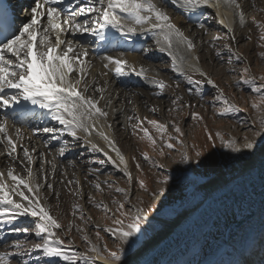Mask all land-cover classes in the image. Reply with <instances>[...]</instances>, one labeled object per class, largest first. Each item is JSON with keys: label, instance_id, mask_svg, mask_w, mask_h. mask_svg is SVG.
I'll return each instance as SVG.
<instances>
[{"label": "snow or ice", "instance_id": "snow-or-ice-1", "mask_svg": "<svg viewBox=\"0 0 264 264\" xmlns=\"http://www.w3.org/2000/svg\"><path fill=\"white\" fill-rule=\"evenodd\" d=\"M222 6L227 9L226 13H221ZM182 7L188 10L199 7L215 9L217 22L227 30L225 35L232 40L235 39V35L232 26L233 20L228 19L229 14L233 18H238L241 25L245 23V13L240 0H183ZM261 11L264 12V8ZM25 17V22L19 26L14 21L0 23V109L11 108L14 117L18 113L22 117L28 112L34 113L36 108L45 110L60 127L36 128L34 132L47 134L46 146L51 141H59L61 143L58 151L60 156L65 154L70 143L75 146L83 140L84 144L90 147L93 152H103L108 158V162L123 171L129 185L133 181L126 158L120 152L115 140L104 131L105 128L112 127L110 123H107L109 111L105 110L112 104L111 96L106 97L105 95L107 82L105 85H100L94 77L91 79V83L89 82L92 67L91 62L87 59L89 49L77 40L68 39L70 35L89 34L99 41L111 44L112 38L107 34L109 29L119 32L124 37L152 32L158 50L166 52L171 58L173 70L179 75L185 76L190 85H196L195 88H188L189 94L195 93L203 96L204 92L201 86L207 83L215 90L212 100L213 107H216L217 104L220 105L216 110L217 115L225 117L242 111L236 103L231 102L225 96L224 90L195 64L190 67L199 72L206 80L193 81L191 76L186 75L184 70L186 56L178 54L180 46L183 45L186 53H194L196 45L193 39L185 35L184 31L173 22L168 12L155 0H76L75 4L72 0H30ZM253 19L259 29V41L264 42V22ZM198 26L207 32L208 29L203 23ZM224 38L220 35L214 36L210 43L215 47V41ZM247 39H251V37L249 36ZM261 46H264V43H261ZM224 48L228 49L230 53V61L233 58L236 62H241L244 59L243 55L235 51L230 44L226 43ZM143 51L147 53L150 49L145 48ZM217 55H221L219 50ZM259 55L264 58V52ZM103 59L106 61L103 67L111 71L115 77L122 78L131 75L142 77L150 80L151 85L156 89V95H164V90L167 87L166 81L148 77V70L143 65L137 68L124 55H107ZM192 59L198 61L199 57L193 55ZM240 71L241 75L237 83L246 85L250 92L258 97L251 103L256 112V118L251 121L247 118L241 121L246 127L249 124L258 125V128L253 131V138L250 139L248 135H244L241 143L235 136L225 139L224 133L219 130L215 132L214 136L207 125H204L203 129L206 133V140L212 142L211 146H215V139L218 138L223 147L237 153L254 149L257 144L256 138L264 137V82H258L257 78L251 76L247 66ZM102 74L107 76L108 72ZM259 81H264V75L259 77ZM176 86L179 87V84ZM11 89L16 91L9 92L8 90ZM89 89L92 90V95L89 94ZM97 93L99 94L98 98L95 95ZM182 99L177 96L172 104L176 108H181L184 105L179 104L178 101ZM102 100L105 101L104 107L100 106ZM113 111L118 110L113 109ZM150 111L155 113L158 109L153 106ZM191 117L196 121L204 119L198 112H192ZM133 119L138 121L133 125L134 134H136L135 130L139 129L143 133L140 138L146 139L154 150L158 147V137L160 156L165 155L164 147L175 149V144L171 141L175 140L181 145L184 144L181 137L185 133L175 120L170 122L175 133L173 136L168 132L169 123H162L155 119L148 120L147 117L141 118L138 115L128 117L129 121ZM145 121L155 129L157 135L154 136L149 128L144 126ZM94 133L103 138L107 146L117 154L119 164L90 139ZM65 134L72 138L71 142L64 139ZM23 139L24 133L20 128L15 129V136H13L6 114L4 119L0 120V143L5 145L6 150L0 155H7L14 163L7 168L6 172L0 171V228L6 227L7 231L11 233L34 235L38 241L30 243L27 239H15L8 246L14 251L0 252V264H11L12 259L23 258L29 251L39 252L38 259L47 258L45 264H60V261H63L64 264H120L125 251L124 245L129 243L130 238L142 232V226L146 222L151 224L149 212L155 208V200L168 190L171 176L169 174L157 175L154 180L155 187L151 189L144 178L139 176L135 178L139 188L150 193L153 198L147 205L139 195L133 202L130 188L115 187L110 183L108 188L114 189L122 196V199H112L111 203L114 208H110L103 201H97L89 195L90 203L102 210L105 216L111 213L109 217L111 226L96 224L97 242H93L84 229L69 222L67 231L63 232V237H68L74 227L78 232H81V239L85 242L87 250L79 252L73 247L71 239L65 243V239L57 234L56 230L63 229L65 226L51 214V205L44 202L46 197L41 196V190L44 187L53 189V185L48 182V173L43 164L40 173L33 171L32 165L38 158L34 157L33 153H36L37 149H29L24 146ZM193 147L195 148L196 145ZM18 148L23 152V159L18 154ZM38 155L44 157L45 154L41 152ZM141 155L153 168L164 169L166 167L163 163L153 159L146 151ZM195 155L199 159L203 155V151L197 150ZM180 159L182 162L190 160L188 151L182 152ZM16 162L24 167L26 176L15 172ZM45 162L47 161L45 160ZM93 162L103 165L106 161ZM121 164H123V168H120ZM55 168L56 165L53 164V175ZM136 168L141 169L139 162L136 163ZM95 171L99 172L100 169L96 168ZM68 183L71 184L73 181H68ZM75 183L78 184L79 181H75ZM91 183L97 190L103 191L100 182L93 181ZM75 194L80 196L81 192L77 191ZM55 195L58 198L59 194L55 193ZM73 209L74 215L76 210H79L80 218L85 219L83 209L79 204H74ZM22 218L23 222L20 223ZM87 219H91V217ZM101 230L111 234L117 241L116 250L109 249L106 242L102 245L99 243L103 239ZM18 264H29V261L22 259Z\"/></svg>", "mask_w": 264, "mask_h": 264}, {"label": "rangeland", "instance_id": "rangeland-1", "mask_svg": "<svg viewBox=\"0 0 264 264\" xmlns=\"http://www.w3.org/2000/svg\"><path fill=\"white\" fill-rule=\"evenodd\" d=\"M240 3L243 5L245 23L244 25H241L238 18H233V25H236L234 26L236 28L234 32V40L229 39L225 35L227 31L226 29H222L218 26V24L210 21H213L212 18L215 17L214 12H212L210 9V11L207 12V15L210 17V19L203 23L208 29L207 32H205L198 26V24L193 26L185 24L183 22V17L178 15L176 16V14L172 13L171 10L163 7L171 16L173 22L176 19V23L178 22L181 25L179 27H181L182 30H186L189 37L193 39L196 45L195 52L197 51V55H199L198 57L201 59V64L205 66L206 73L216 82L220 88L224 90L225 96L242 109V111L238 113L230 114L229 116L225 117L217 115L216 110L220 107V105L217 104L216 107H213L212 100L215 96V90L207 83L201 86L204 92L203 96L197 95L195 93L189 94L188 88H195L196 85H190L187 82L185 76L179 75L173 70L171 58L166 52H161L158 50L155 44V38L153 40L149 39V41L145 40V43L143 42L144 45L141 50L148 48L150 51L147 53L142 51L141 53L136 54L137 58L140 59L139 61L141 64L145 69L148 70V77H156L157 79L166 81L167 87L164 90V95L154 94L156 89L151 85L150 80L142 78L147 83L142 80L143 82L140 84H137L133 87L131 85L127 87L123 84H115V81L114 83L109 82L111 78V71L105 69L103 66L102 69L99 70L95 66L91 67L95 70L94 72L90 70L91 74L93 73V77L97 76L100 78L101 81L98 82L100 85H105V82H107V91L105 95L106 97L111 96L112 98L111 106L106 107L105 109L107 111L110 110L109 112L111 113L107 121L112 125L110 130L112 131L115 140L118 142L119 147L125 154L129 155L131 171L133 172V181L131 185L128 184L127 177L124 175V173L112 163L108 162V158L104 154L98 151L93 152L90 147L84 144L83 140H81L75 146L70 143L69 147L65 151V154L60 156L58 151L61 146H51L50 144L47 146L45 145L47 134L44 135V133H34L32 127H26L21 123V125L11 129V131H14H12L14 136L16 128L23 130L24 137L27 136L28 133L33 134V138L32 135L31 137H25V139L22 141V144L27 146L29 149H37V152L34 153L35 155L33 154L35 157H38L32 165L33 171L40 173V168L43 164L44 169L48 173L47 179L48 182L53 185V189L44 187L41 190V196L46 197L44 202L51 205V214L57 217L59 222L65 226L63 229L56 230L57 234L61 235L62 238L65 239V243H67L68 239H71L73 241V247L77 251L85 252L87 250L85 242L81 239V232H78L75 227L72 229L71 233H69L68 237H63V232L67 231V225L69 222H72L74 225H78L81 229H84L86 234L93 240V242H97L95 235L97 231L95 227L96 224H100L101 226L107 224L111 226V219H109L111 213H109L108 216H105L102 210L96 208L94 204L90 203L89 201V195H91L97 201H103L110 208H114V205L111 203L112 199H122V196L119 193H116L114 189L110 190L108 188L109 183L115 187L126 189L130 188L133 202H135L136 196L139 195L142 196L145 204L147 205V203H149L153 198L151 197L150 193L144 192L139 188L138 182L135 178L138 176L144 178L151 189L155 187L154 180L157 175L169 174L171 176V180L168 184V190L163 196L155 200V208L149 212V215L171 219L182 210L194 205L197 201H199V199L202 198L203 194H201L198 190L199 184L206 182L216 175V173L227 176L226 183L228 184V188H236L237 185L244 182L243 177L239 179H232L228 176V173H230L231 168L234 166L233 164L235 163V159H249L250 153H252L251 151L253 149L244 150V152L242 151L239 153L233 152L230 149L223 147L221 141L218 138L215 139V146L213 147L211 146L212 142L206 140V133L203 130L204 125H207L208 129L212 131L214 136L215 132L219 130L224 133L225 139L235 136L242 143L244 135H248V137L252 139L253 131L258 128V125L249 124V126L246 127L241 123V121L245 120L246 118L249 121L256 118V112L252 108L251 103L253 100L258 99V97L256 94L251 93L246 85L238 84L237 81L240 79V70L247 66L249 67V74L251 76L257 78L258 82H264L259 81V77L264 75V58H261L259 55V53L264 52V46H261V43L264 42L259 41V29L253 19L255 18V21L264 22V12L261 11V9L264 8V0H240ZM178 4L182 6L183 2L180 1L179 3L178 1ZM215 21L217 22L216 18L214 22ZM200 29L202 32L199 31ZM217 35L225 38L215 41V47H213L210 41L214 36ZM249 36L251 39H247ZM226 43L230 44L235 51L240 52L243 55L244 59L241 62H236L234 58L231 61L229 60L230 53L228 49L224 48ZM84 47L87 48V45ZM218 50L221 53L220 56L217 55ZM118 51L119 50H113L112 52L117 53ZM152 52H157L156 54H160V56H157L154 61L147 60L148 53ZM178 54H187L184 51L183 45L180 46V52ZM87 59L89 61L91 60L89 57ZM232 69H235V71H232ZM104 72H108V76L105 77L102 75ZM185 73L186 75L191 76L193 81L206 80L205 77L200 75L197 76L193 73H190L188 70H185ZM114 79L118 78L113 76L112 80ZM129 79L130 78L127 76L120 78L119 81L122 82ZM177 84H179V87L176 86ZM107 92H109V94ZM89 94H93L91 89H89ZM95 95L98 98L99 94L97 93ZM153 96L157 99L156 108L158 111L155 113L150 111V109L154 106V99L151 98ZM177 96L183 98L181 101H178L179 104L184 105L181 108H176V106L172 104V101L175 100ZM188 105H191V107H188ZM100 106L104 107L105 101H101ZM113 109H117L118 111H113ZM169 109H172V111H169ZM192 112H198L201 116H203V121L193 120L191 117ZM136 115L140 116L141 118L147 117L148 120L155 119L162 123H169L168 132L172 133L173 136H175V133L170 122L175 120L180 124L182 130L185 133V135L181 137V139L184 141V144L181 145L177 141L173 140L171 142L175 144V149L172 150L164 147L165 155L160 156V141L158 137V147L154 150L146 139L140 138L143 136V133L139 129H136V134H134V129L131 125L133 123L137 124L138 121L135 119L129 121L128 117ZM10 116L11 115L7 116L8 120H10ZM1 117L2 114L0 115V120H2ZM33 119H31V121ZM39 120L40 118L37 120V123L40 124L43 122V120H41V122ZM27 121H30V119ZM144 126L148 127L149 131L154 136L157 135L155 129L151 125H148L147 121H145ZM65 136L67 140L70 142L72 141V138L67 134H65ZM256 139L257 144L254 149H257V147H260L264 143V137H259ZM193 145H196V147L194 148ZM5 150V145L0 143V153H4ZM197 150L203 151V155L199 159H197L195 155ZM145 151L148 152L153 159L163 163L166 167L164 169L153 168L147 161L143 159L141 155V153ZM184 151H188L189 156L191 157V159L186 162H182L180 159V154ZM41 152L45 154L44 157H39L38 154ZM18 154L20 158L23 159V152L19 148ZM133 157H135V159H133ZM0 160L7 161L5 162L7 164L4 163L5 166L4 164H0V171L6 172L7 168L14 163L7 155H0ZM45 160L47 162H45ZM99 160H104L106 162L103 165L93 162ZM137 162L140 163L142 172L141 169L136 168ZM53 164L56 165L54 175L52 169ZM96 168H99L100 171L96 172ZM15 172L22 176H26L24 167L18 162L15 163ZM68 181H73V183L69 184ZM75 181H79V183L77 184ZM93 181L100 182L103 191L97 190L94 187V184L91 183ZM105 181L107 183H104ZM263 182L259 185L257 182H254L252 184L243 183L244 185L240 184L239 186L249 185L248 187L242 189V191L244 190L245 195L248 193V188H254L253 190L257 189V191L261 190L260 188L262 187L261 185ZM77 191L81 192L80 196L75 194ZM55 193L59 194L58 198ZM242 196L243 195H240L239 197L242 198ZM239 197L237 199H239ZM213 202L214 200L209 202V204ZM229 203L226 204L230 206L231 204ZM250 203L251 201L249 200L246 202V205H250ZM74 204H79L82 207L83 214L85 216L84 220L80 218L79 210H76L75 215L73 214ZM247 207L248 206H244L239 210L238 214L234 218L235 224L237 223V220L240 221L246 215V211L244 210ZM220 209L221 208L219 207L215 211L210 212L208 216V210H205L206 212L203 211L205 213L201 214V216L206 218V221L208 220L207 223L204 221L202 226L200 225V227H197L202 229L204 225V230L202 231L204 234V243L197 247V254L195 253L190 259L191 262L189 260L187 264H222L223 262H221V260L223 261L224 259L229 261L227 264H237V262L242 260L245 262L248 260L247 263L249 264L254 263V258L250 257V255H252L250 254L252 251V245L246 249L244 254H240V250L242 249L238 246V244L236 245L237 247L235 246L234 242L227 245L224 244L228 243V232L231 233L234 230V225L227 227L221 236V230H219L215 225L216 222L214 220L208 219L211 215L216 214ZM88 217H91V219H87ZM260 219H264V214ZM22 222L23 218L20 223ZM260 222L261 221H259V223ZM157 227L158 225L155 223L151 222L149 225L146 222V224L142 226V232L137 233L136 236H139L140 240L149 238L150 235L155 232ZM228 229L229 231H227ZM7 235H9L8 238L4 237ZM0 236V252L6 250L14 251V249L8 246L11 245L15 239H27L30 243H35L38 241V238H36L34 235L28 236L27 234L11 233L8 231H6L5 234L0 233ZM261 236H264V220L258 225L256 233H252V242L255 241L259 243L263 239ZM101 237L103 238L99 241L101 245L106 242L109 249L113 251L116 250L115 245L117 241H115L111 234L105 233L101 230ZM256 239H258V241H256ZM136 245L137 244L135 243L132 244V242H129V245H124L125 251L122 260L125 259L133 249L136 248ZM226 246L230 248L233 247L231 249L233 258H230V254H225ZM208 250L210 253L206 254ZM241 255L243 257H247V260L243 259ZM39 256V252L29 251L23 258L17 257L12 259L11 264H18V262L22 261V259H27L29 264H45V260L47 258L38 259ZM257 256L258 255H253V257ZM255 261L256 264H264V260L262 259L259 261L255 258ZM60 264H64V262L60 261Z\"/></svg>", "mask_w": 264, "mask_h": 264}, {"label": "bare ground", "instance_id": "bare-ground-1", "mask_svg": "<svg viewBox=\"0 0 264 264\" xmlns=\"http://www.w3.org/2000/svg\"><path fill=\"white\" fill-rule=\"evenodd\" d=\"M160 1L161 0H158L157 4L159 6L162 5V7H164L165 5L161 4ZM178 1H179V3H180V1L183 2V0H177V3H178ZM15 2H14V4H16ZM23 2L25 3V5L28 6L30 3V0H23ZM72 2L75 4L76 0H72ZM178 5L180 6V4H178ZM180 7H182V6H180ZM182 8H184V7H182ZM208 8H210V10H213V12L215 14V9H213L211 7H208ZM173 12L180 13V11L178 9L173 10ZM226 12H227V9L222 6L221 7V13L223 14ZM25 19H26V17H25ZM228 19L233 20V17L229 14ZM174 22L176 23V19ZM217 24L220 28L225 29L219 23H217ZM234 24H235V22H234ZM194 25H196V24H194ZM179 26H181V25L178 23V27ZM232 26H233V29L235 32L236 28L234 26H236V25L232 24ZM179 28H181V27H179ZM182 31H184L185 35L189 36L187 34L186 30H182ZM199 31H201V29ZM112 33H116L117 35L120 36V37H117L116 34L110 35V37L112 38V41L117 40L119 43H121V47H119L118 49L107 48V46L103 45V47H102L103 50L100 51L99 49H97V47H95V43L93 42L94 40H96V38L89 35V34H83V35L77 34L75 36L70 35L68 37V39L77 40L83 46L87 45V48L89 49V56L88 57L91 59L90 60L91 65L95 66L98 70L102 69V66L104 65V63H106V61L103 59V57H105L107 55H111V56L124 55L130 62L134 63L137 66V68H139V66L142 64L139 61L140 59L137 58L136 53L139 52L140 49L144 45L143 41L139 40L140 38H142V36L124 37V36H121L120 33L117 31L112 32ZM149 33L152 34V32H149ZM202 38H203V36H202ZM146 40L149 41V39H146ZM113 50H115V51L119 50V51L117 53H113L112 52ZM122 51H124V52H122ZM193 55L197 56V57L199 56V55H197V51L196 52L194 51V53L185 54L186 60H185L184 70H188L190 73H193V74L198 76V75H200V73L197 71H194L193 68L190 67V65L195 64L196 67L203 70L204 72H206V68L203 64H201L200 58L198 61L192 59ZM156 57H157L156 53H153V52L148 53L147 60L154 61ZM91 71L94 72L95 70L91 68ZM92 75H93V73L89 77L90 83H91V79L93 78ZM131 76H133V75H131ZM131 76H128V77L131 78ZM94 78L97 82L101 81L100 78L97 76H94ZM112 78H113V74L111 72V78H110L109 82L114 83V81H115V84L116 83L121 84V81L116 80V79L112 80ZM141 80H143V79H141ZM143 81H145V80H143ZM145 83H147V82L145 81ZM123 85H126V83ZM144 86H145V84H144ZM107 93L109 94V92H107ZM154 94H152V95H154ZM128 97H129V95H128ZM151 98L154 99L153 104L156 107L157 99L154 98V96ZM29 106H31V105H29ZM12 111L13 110L11 108L0 109V115L1 114H7V116H9V115H11ZM35 112L37 114V113H39V110L36 109ZM29 113H32V112H29ZM36 114L32 115V116H30L29 114H24L23 117L21 115L18 117H11L10 116V120H8V125H9L10 131L14 127L21 125L20 123H22L23 121H27V120L31 119V117L41 116L40 114H37V115ZM110 114L111 113L109 112V115ZM41 120H43V122H44L45 118L44 117L40 118L39 121L41 122ZM47 123H49V122H47ZM101 123H104V122L101 121ZM107 123H108V121H107ZM133 125H135V124L133 123L131 126L133 127ZM104 131H106L107 134L110 135L115 140L113 133L110 130V128H105ZM13 132H12V134H13ZM31 135L33 138V134H30V133L27 134L28 137H31ZM13 136H14V134H13ZM27 136H25V137H27ZM25 137H24V139H25ZM90 139L94 143L98 144L100 146V148L104 149V151L107 152L109 156H111L112 160H115L119 164V157L117 156V154L114 151H112L107 146V143L103 140V138H101L100 136H98L94 133L90 137ZM115 142H116V145L119 147L118 142L116 140H115ZM119 149H120V152L123 154V156L126 158L128 170L131 172V174L133 176V172L131 171L129 155L125 154L121 150L120 147H119ZM251 152L252 153H250L249 159H242V160H240L239 158L235 159V163L233 164L234 166L231 168L230 173H228V176L231 177L232 179H239V178L243 177L244 182H242L240 184H243V183L244 184H248V183L252 184L254 182L255 183L257 182L259 185L264 181V143L260 147H257V149L256 148L253 149ZM100 153L103 154V152H100ZM5 162H7V161H4V160L1 161L0 160V164H2V165ZM5 164H7V163H5ZM5 164H4V166H5ZM120 168H123V164L120 165ZM226 180H227L226 175H221V174L216 173V175H214L212 178H210L206 182L199 184L198 190L200 191L201 194H203L202 198L199 199V201H197L194 205H192L191 207H189L187 209L182 210L180 213H178L175 217H173L171 219H165V218L149 215L151 222L158 225L157 229H155V232H153V234H151L149 238H145L142 240H140L139 236H135L133 238H130L129 242H132V244H134V243L137 244L136 248L133 249L125 259L121 260L120 264H187V262L191 259V257L195 253L197 254V252H198V251L196 252L197 247L199 245H201L202 243H204L203 242V240H204L203 235L204 234L202 232L204 230L203 229L204 225H203L202 229L197 228L198 226L200 227V225L202 226V224H204L203 222L206 221V218L201 216V214L205 213L206 212L205 210H208L207 211V216H208L210 214V212L215 211L219 207L221 209L219 211H217L216 214L211 215L208 219L214 220L216 222L215 225L218 227L219 230H221V236L227 227L234 225V230L231 233L228 232V234H229L227 236L228 240L226 239L228 243H224V244L227 245V244L232 243V242H234L235 246L238 244V246L241 247V249H242V250H240V252H241L240 254H244L246 249H248L250 247V245H252V247H251L252 251L250 252V254H252V255H250V257L254 258L253 264H256L255 258L259 261H260V259L264 260V236H261V238H263V239L259 243L255 242V241H253V242H255V243H253L252 239H251L252 233L253 232L256 233L258 225L261 224V222H263V220H264V219L263 220L260 219V218H262V216L264 214V182L261 185L262 186L260 188L261 190L257 191V189H255L256 190L255 191V190H253L254 188L253 189L250 188L251 190L248 188V190H247L248 193H253V194H248L245 192L246 194L244 195V190L242 191V189L245 187H248L249 185L239 186L240 185L239 184V185H237L236 188L235 187H233V188L229 187L228 188V184L226 183ZM240 195H243L242 198L239 197ZM238 197H239V199H237ZM212 200H214V202L209 204V202H211ZM249 200L251 201L250 205H246V202H248ZM226 203H229L231 205L229 206ZM244 206L245 207L248 206L244 210V211H246L245 212L246 215L240 221L237 220V223L235 224L234 218L238 214L239 210L241 208H243ZM203 211H205V212H203ZM211 217L212 218L215 217V218L212 219ZM259 221H261V222L259 223ZM207 222H208V220L206 221V223ZM195 224H197V225H195ZM227 231H229V229ZM258 239H256V241H258ZM128 245H129V243H128ZM232 248L226 246V250H225V254L231 255L230 258L232 257V254H231ZM234 252H235V250H234ZM209 253L210 252L208 250L206 252V254H209ZM234 254H233V256H234ZM253 255H258V256L253 257ZM212 256H213V254H212ZM246 258L247 257H243V259H246ZM221 259H223V258H221ZM190 262H191V260H190ZM221 262H223L222 264H227V262H229V261L224 259L223 261L221 260ZM247 262H248V260H247ZM247 262L242 260L240 262H237V264H249Z\"/></svg>", "mask_w": 264, "mask_h": 264}]
</instances>
